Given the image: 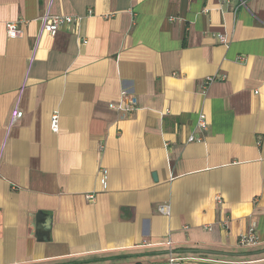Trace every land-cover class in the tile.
Instances as JSON below:
<instances>
[{
  "label": "crops",
  "instance_id": "obj_1",
  "mask_svg": "<svg viewBox=\"0 0 264 264\" xmlns=\"http://www.w3.org/2000/svg\"><path fill=\"white\" fill-rule=\"evenodd\" d=\"M243 1L0 0V264H264V0Z\"/></svg>",
  "mask_w": 264,
  "mask_h": 264
},
{
  "label": "built area",
  "instance_id": "obj_2",
  "mask_svg": "<svg viewBox=\"0 0 264 264\" xmlns=\"http://www.w3.org/2000/svg\"><path fill=\"white\" fill-rule=\"evenodd\" d=\"M238 7H245V1L239 0ZM74 22V19L71 17H61L52 15L50 13H46L44 16L40 18V23L42 25V31L48 32L51 36H55L57 31L63 25H70ZM5 33L8 39H16L19 38L22 34V29L20 27V23H7L5 25ZM220 43L225 44L226 41L222 36H217ZM213 81H215L214 77H207L202 81V88L206 89ZM112 110L117 112L124 113L126 116H131L137 108V98L133 93H130L127 90H122L120 101L117 104L110 105ZM23 113L15 107L10 115L9 127L14 125L19 119H21ZM51 130L55 133L58 131V117L57 115H53L50 122ZM196 128L198 131H207L208 125L206 122V117L203 113L198 115ZM201 139L195 138L194 136L189 137L188 142H200ZM102 172V183L105 181V173ZM92 199V197H88ZM219 201V200H218ZM159 212L163 215L169 214V209L167 207H160ZM257 243V237L255 235L254 225L249 229V231L241 235L239 237V244L241 246H254ZM185 259L176 258L173 255H170L166 264H183Z\"/></svg>",
  "mask_w": 264,
  "mask_h": 264
}]
</instances>
